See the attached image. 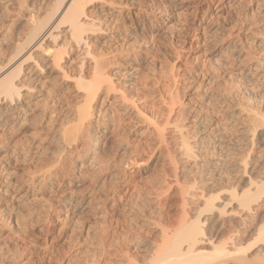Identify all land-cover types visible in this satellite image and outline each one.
I'll use <instances>...</instances> for the list:
<instances>
[{
	"label": "rangeland",
	"instance_id": "1",
	"mask_svg": "<svg viewBox=\"0 0 264 264\" xmlns=\"http://www.w3.org/2000/svg\"><path fill=\"white\" fill-rule=\"evenodd\" d=\"M263 1L110 0L101 7L108 29L98 43L115 63L110 67L117 91L102 92L96 104L97 114H103L100 124L96 117L89 129L88 139L95 146L90 148L82 141L71 145L75 170L44 178L57 160L58 146L63 145L61 130L72 124L73 108L82 101V93L74 83L63 80L51 65L40 75L42 82L35 90L40 104L35 106L36 100H31L24 116L18 117L25 125L19 128L16 138H10L6 130L4 135L5 128L0 126V143L19 142L0 150V264H103L111 251V258L116 259V249L127 246L126 235L144 236L152 230L146 224L151 203L142 204V198L153 199L152 188L168 166L169 156L164 154L155 125L167 121L172 104L176 109H185L184 120L189 124L213 116L212 123L220 119L217 122L223 120L224 125L239 120L241 124L237 123L232 134L227 129L232 139L229 141L240 147L233 153L236 157L232 154L235 159H230L244 157L248 144L243 139L248 129L245 115L264 116V78L254 77L251 72L256 60L264 58L260 42L264 38ZM15 32L16 37L7 35L5 38L12 39L0 43V56L10 54L13 41L25 35L21 28ZM232 47L235 49L230 51ZM65 54V60H69ZM241 61L247 63L245 67ZM241 69L245 75L251 73L244 75L245 81ZM184 88L187 91L181 94ZM119 89L127 92L140 109L124 103ZM96 131L98 140L93 142L91 137ZM200 135L202 141L204 136L215 134L205 131ZM175 143L176 149L180 147ZM255 148L251 155L262 157L264 149ZM218 154L222 160L228 158L224 152ZM96 155L98 160H94ZM179 163L178 170L183 171L185 161ZM195 175L182 178V186H192ZM177 198H169L164 208L170 224L181 218ZM142 236L146 241L153 238L151 234Z\"/></svg>",
	"mask_w": 264,
	"mask_h": 264
},
{
	"label": "bare ground",
	"instance_id": "2",
	"mask_svg": "<svg viewBox=\"0 0 264 264\" xmlns=\"http://www.w3.org/2000/svg\"><path fill=\"white\" fill-rule=\"evenodd\" d=\"M109 1L0 0V43L2 41L7 43L6 39L9 37L5 38V36L11 35L18 28L25 31V35L13 41L14 48L10 50L12 52L8 51L10 54L4 55V57L0 56V126L5 128L4 131H7L9 137L16 138L20 131L19 128L25 125V121L23 120L22 123L18 117L24 116L31 106V100L33 102L36 100L35 106L40 104V100L35 96L37 93L35 90H38V84L42 82L40 75L45 73L47 66L51 65L56 69L58 76L63 80L72 81L78 92L82 93V101L80 99L81 102L77 104L78 106L73 108L75 117L72 124L69 122L71 125L67 124L68 127L63 126L64 130H61L60 139H62L63 145L58 146V152H55L57 160L53 161L54 164L50 165L52 168L49 167L45 173L44 178L46 179H50L52 175H58L64 170L66 172L75 170L71 163L74 159L70 154L72 153L71 145L74 142L89 143L90 148L95 146L88 139L90 137L89 129L96 117L97 124H100L103 114L101 112L97 114L96 104L102 97V92L105 91V94H109L110 91H117L110 67L114 61L100 48L98 43L100 35L107 32L105 30L108 29H105L108 20L106 21L105 14L101 13L100 8L105 7ZM14 32L13 36L16 35ZM260 42L263 43L261 49V53H263L264 38ZM233 49L235 47H232L230 51ZM65 53L70 57L69 60H65ZM75 54L78 55V58L73 57ZM256 61L257 63L251 71L252 75L264 78V58H259ZM241 64H244L245 67L247 63L241 61ZM243 70L241 69L240 74ZM244 75L241 76L242 80ZM247 75L245 76L248 77ZM183 90L187 91L184 88L180 91L181 94ZM180 92L177 93L180 94ZM120 94L124 103H128L137 110L140 109L136 101L128 97L127 92L122 91ZM104 99L106 100V98ZM71 106L73 107V105ZM184 110L180 106L179 109H176L172 104L169 106L167 121L160 125L155 121L156 132L164 144V154L168 153L169 159L168 164H165L168 166H165L167 168L164 170V175L162 174L163 176L159 178L157 184L152 185V196L153 193L155 194L153 199L142 198V204L151 203L149 208L151 215L149 220H146L148 223H145L148 227L151 226L152 230L155 228V231L148 229L147 234L143 232L145 234L143 235L146 237L151 234L150 237L153 236V238L146 241L141 238L142 234L126 235L127 246H124L123 240L124 248L116 249V259L111 258V251L109 258L104 259L105 263L102 262L103 264H264V155L262 157L261 154L257 157L251 155L255 147L264 149L263 114H246L244 120L242 119L248 124V126L245 125L248 129H245L247 131L243 138L248 144L241 138V141L238 140L248 145H246L247 147L244 145L247 151L244 152V157L232 160L235 159L232 157L235 149L240 147H236L235 143L229 141L232 139L230 134L227 135V129H230L231 133L232 129L240 123L239 120L232 125H228L230 121L229 123L225 122L227 126L223 124V120H221L223 123L217 122L220 119H216L217 121L212 123L211 120L215 119L213 116V118H207V121L202 119L195 122L193 120L189 124L184 120ZM200 125L202 128L199 127ZM6 131L4 135H6ZM205 131H211L215 135H211L210 138V135L204 136L200 141L199 136H202L200 133ZM98 133L96 131L92 134L93 142H97ZM173 141L174 143L178 142L180 147L176 149ZM215 141L217 144H214ZM3 142L0 143V150L4 147L7 149L13 142L17 143L16 139L8 141L9 143ZM221 152H224L225 157H228L226 160L218 157V153L221 155ZM97 156L99 155L93 159L98 160ZM234 157L236 156L234 155ZM203 159H206L205 163H203ZM180 160L185 161L183 171L178 170ZM91 162L96 164L93 160ZM192 173L196 174L195 177H192L194 178L192 186L189 185L188 188L182 186V178L190 176ZM174 196L179 198L182 214L178 222L170 224L169 221L167 222L168 212L165 213L164 210L168 205L169 198ZM168 216L171 215L168 214ZM112 235L114 236V234ZM109 240L113 241L112 238ZM95 262L98 263V261Z\"/></svg>",
	"mask_w": 264,
	"mask_h": 264
}]
</instances>
